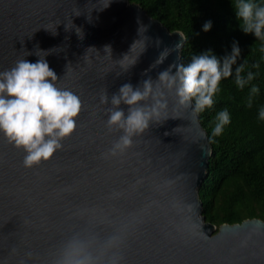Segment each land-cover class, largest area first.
I'll use <instances>...</instances> for the list:
<instances>
[{"label": "water", "instance_id": "obj_1", "mask_svg": "<svg viewBox=\"0 0 264 264\" xmlns=\"http://www.w3.org/2000/svg\"><path fill=\"white\" fill-rule=\"evenodd\" d=\"M108 3L0 0V72L19 59L44 58L57 86L82 101L62 148L31 168L0 133V264H46L81 216L128 225L123 264H264V219L216 227L202 214L198 188L212 146L193 101L178 108L169 97L166 119L152 122L123 154L105 155L120 132L106 128L111 105L100 96L182 64L185 42L139 4ZM162 51L169 55L157 64Z\"/></svg>", "mask_w": 264, "mask_h": 264}, {"label": "clouds", "instance_id": "obj_2", "mask_svg": "<svg viewBox=\"0 0 264 264\" xmlns=\"http://www.w3.org/2000/svg\"><path fill=\"white\" fill-rule=\"evenodd\" d=\"M233 7L241 30L264 42V4L234 0ZM211 26L208 21L203 30L208 31ZM111 51L110 45L104 46L105 54ZM240 51L238 42H234L231 53L222 58L209 49L192 56L187 65L170 64L155 79L148 76L135 87L124 83L110 97L107 91L103 93L100 103L111 105L105 109L106 128L109 132H120L105 155L123 154L132 146L133 138L148 129L152 122L166 119L169 97L178 108L193 107V100L196 111L212 107L221 80L232 76ZM168 55L169 52L162 51L156 63H163ZM243 71V64L235 68V83L241 89L254 79L252 72H248L246 78L242 76ZM58 79L41 57L35 63L19 59L13 67L0 72V133L9 144L24 151L22 164L26 168L49 160L62 148L63 139L77 127L75 118L81 112L82 101L71 90L58 87ZM258 92L259 88L253 85L249 107L252 106L251 96ZM121 105L127 106L126 110ZM259 118L264 120V106L259 109ZM229 119L227 110L219 112L212 134L220 135ZM79 221V226L65 233L50 250L46 264H123L126 223L120 219L95 222L85 216L79 217Z\"/></svg>", "mask_w": 264, "mask_h": 264}, {"label": "trees", "instance_id": "obj_3", "mask_svg": "<svg viewBox=\"0 0 264 264\" xmlns=\"http://www.w3.org/2000/svg\"><path fill=\"white\" fill-rule=\"evenodd\" d=\"M139 4L151 17L170 31L180 30L185 36L182 64L192 56L209 49L217 57L230 54L238 42L240 57L233 74L221 80L212 107L197 111L212 146L207 176L198 192L205 220L215 224L237 223L246 218L264 219V120L259 109L264 106V42L254 34L244 33L234 10V0H129ZM264 4V0H251ZM211 21V28L203 25ZM254 74L243 89L235 83V68ZM259 92L251 96V88ZM195 103V101L193 100ZM227 110L229 123L220 135H213L219 112Z\"/></svg>", "mask_w": 264, "mask_h": 264}]
</instances>
